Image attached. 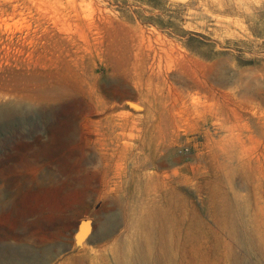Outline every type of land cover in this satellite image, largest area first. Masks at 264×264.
Here are the masks:
<instances>
[{
	"label": "rangeland",
	"instance_id": "rangeland-1",
	"mask_svg": "<svg viewBox=\"0 0 264 264\" xmlns=\"http://www.w3.org/2000/svg\"><path fill=\"white\" fill-rule=\"evenodd\" d=\"M0 264H264V0H0Z\"/></svg>",
	"mask_w": 264,
	"mask_h": 264
},
{
	"label": "bare ground",
	"instance_id": "bare-ground-1",
	"mask_svg": "<svg viewBox=\"0 0 264 264\" xmlns=\"http://www.w3.org/2000/svg\"><path fill=\"white\" fill-rule=\"evenodd\" d=\"M135 105H136V104H135ZM88 222L90 223V221H87V222L82 221V222L80 223V226L82 225V223L84 224V223H88ZM89 227H90V225H89ZM80 229H81V228H80ZM88 229H89V228H88ZM85 234H86V232L83 233V234H82V232H81V233H80V237H79L78 239L81 241V239L85 237ZM82 235H83V236H82ZM86 235H87V234H86ZM78 239H77V240H78ZM3 262H4V261H3ZM4 263H5V262H4Z\"/></svg>",
	"mask_w": 264,
	"mask_h": 264
},
{
	"label": "water",
	"instance_id": "water-1",
	"mask_svg": "<svg viewBox=\"0 0 264 264\" xmlns=\"http://www.w3.org/2000/svg\"><path fill=\"white\" fill-rule=\"evenodd\" d=\"M82 221L87 222V221H90V219H88V218L81 219L80 223H81ZM80 223H79V225H80ZM79 225H78V230H77L76 234L79 232Z\"/></svg>",
	"mask_w": 264,
	"mask_h": 264
}]
</instances>
